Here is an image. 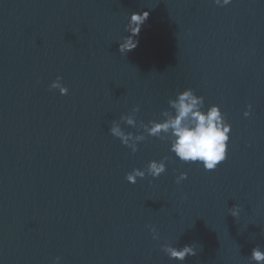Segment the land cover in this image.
<instances>
[{"label":"water","instance_id":"obj_1","mask_svg":"<svg viewBox=\"0 0 264 264\" xmlns=\"http://www.w3.org/2000/svg\"><path fill=\"white\" fill-rule=\"evenodd\" d=\"M145 11L121 55L128 17ZM189 88L231 126L215 170L109 134L133 107L159 120ZM163 157L158 178L125 181ZM165 244L194 248L183 264L264 251V0H0V264H180Z\"/></svg>","mask_w":264,"mask_h":264},{"label":"clouds","instance_id":"obj_2","mask_svg":"<svg viewBox=\"0 0 264 264\" xmlns=\"http://www.w3.org/2000/svg\"><path fill=\"white\" fill-rule=\"evenodd\" d=\"M213 2L217 6L224 7L232 0H213ZM148 15L147 11L130 14L124 27V31L129 35L123 37L118 46L121 55L137 47L138 40L135 38L139 35ZM49 89L57 90L61 96L68 92L59 76L49 85ZM167 103L168 109L160 113L159 120H150L147 124L137 120L136 114L139 108L133 107L128 114L121 115L119 121L111 122L108 129L109 134L117 138L132 153L137 152L138 143L145 141L147 137L159 139L169 144V152L174 154L179 161L198 164L205 171L215 170L218 164L226 159L227 142L231 129L219 106L211 105L205 109L204 98L197 96L190 88L178 92L175 98L169 99ZM247 109L243 113L245 118L250 115L251 105H248ZM121 124L136 129L137 134L126 132ZM166 160L168 157H163L159 161H149L144 169H133L125 175L124 179L129 184H135L137 179H144L146 175L156 179L166 171ZM186 178L187 174L181 173L176 177L175 183L179 184ZM239 213V206L234 205L229 209L228 214L237 218ZM148 230L153 240L159 238L154 228L149 226ZM160 250L169 260L180 262V264H183L187 257L196 255L191 245L177 248L165 244ZM249 260L254 264H264V251L259 245L251 249ZM53 264H60V257H57Z\"/></svg>","mask_w":264,"mask_h":264}]
</instances>
